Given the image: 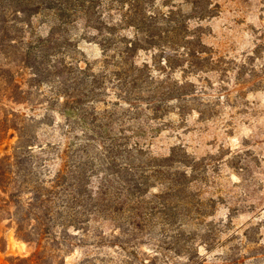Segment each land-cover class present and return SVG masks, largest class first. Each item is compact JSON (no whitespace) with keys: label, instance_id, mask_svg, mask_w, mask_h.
Here are the masks:
<instances>
[{"label":"rangeland","instance_id":"374dc122","mask_svg":"<svg viewBox=\"0 0 264 264\" xmlns=\"http://www.w3.org/2000/svg\"><path fill=\"white\" fill-rule=\"evenodd\" d=\"M100 6L103 20L116 25L120 37L140 42L126 69L134 74L142 68L146 78L134 90L142 101L110 108L115 118H123L111 133L140 136L147 151L159 158L175 154L174 170L187 173L190 181L181 192L185 199L174 202L179 201L177 210L186 223L184 238L192 251L178 255L158 249L160 261L264 264V0H103ZM32 22L30 35L46 37L57 21L52 12H43ZM182 24L194 36L198 57L190 58L192 64L183 61L187 58L178 45L181 37L176 30ZM82 29L80 24L70 35L77 57L97 73H122L120 53L126 46L119 43L105 53L101 40L82 38ZM150 40L159 45L146 42ZM7 56L0 55V94L8 86L4 80L10 72L22 83L24 94L21 103L0 98V157L13 153L18 140L8 124L23 118L30 125L28 134L37 136L39 144L84 137L79 124L47 109L50 85L35 89L32 71L15 55ZM182 93L189 95L181 98ZM37 154V160L53 159ZM52 163L48 168L57 169ZM160 190L154 188L147 196L148 212L160 210L154 196ZM29 197L27 191L24 198ZM5 200L0 189V264H28L21 258L31 256L35 246L17 238L7 220L10 208ZM162 223V215L153 214L135 231V238L130 236L132 242L125 245L128 253L140 255L135 259L117 245L127 241L118 221L96 216L87 232L72 231L78 237L70 239L73 246L57 252L51 262L123 264L129 256L140 264L145 253L155 255V244H164L170 236Z\"/></svg>","mask_w":264,"mask_h":264},{"label":"trees","instance_id":"16d2710c","mask_svg":"<svg viewBox=\"0 0 264 264\" xmlns=\"http://www.w3.org/2000/svg\"><path fill=\"white\" fill-rule=\"evenodd\" d=\"M102 1L0 0V55H15L30 69L33 87L38 91L44 83L49 84L47 109L79 124L85 133L76 141L39 144L37 136L28 134L30 125L25 118L11 125V120L6 122L17 131L18 140L13 153L0 157V189L6 195L5 203L10 208L7 220L17 238L35 246L31 256L21 258L28 264H53L57 252L71 248L70 239L78 238L72 231L87 232L96 216L118 221L127 241L120 240L117 245L127 255L132 253L140 259L137 252L128 253L125 244L132 242L130 236L135 238V231L142 229L146 219L153 214L162 215V225L171 231L164 241L167 246L155 244L156 254L145 253L147 258H142L140 264H165L160 261L161 249L173 250L178 255L192 251L184 238L185 218L177 210L179 201L185 199L181 192L188 189L190 181L187 173L174 170L175 154L159 158L147 151L140 136L111 133L115 125L123 123V118H115L110 108L142 101L134 90L144 85L146 78L142 68L135 69L134 74L126 69L130 53L140 49V42L120 37L118 27L103 20ZM43 12H52L57 22L48 36L34 37L29 33L32 20ZM80 24L85 32L82 38L91 42L101 40L105 53L119 43L126 46L120 53L122 73H97L77 57L75 39L70 35ZM176 31L181 37L180 51L187 58L183 61L192 64L190 60L198 57L192 45L194 36L187 34L185 24ZM146 42L159 45L155 40ZM9 75L4 80L8 86L0 98L21 103L22 83L11 72ZM30 94L34 97V93ZM188 95L182 93L179 97ZM38 151L53 159L37 160ZM49 161L58 168L49 169ZM159 186L161 190L154 196L161 208L148 212L147 196ZM27 191L31 197L24 198ZM175 199L179 201L175 203ZM125 258L123 264H138L129 256Z\"/></svg>","mask_w":264,"mask_h":264}]
</instances>
